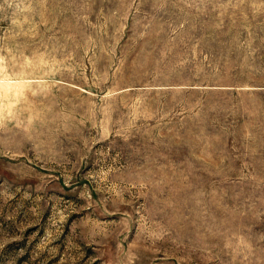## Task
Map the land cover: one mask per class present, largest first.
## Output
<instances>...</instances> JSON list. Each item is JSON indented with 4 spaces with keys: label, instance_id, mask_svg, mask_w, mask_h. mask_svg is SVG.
Instances as JSON below:
<instances>
[{
    "label": "rangeland",
    "instance_id": "1",
    "mask_svg": "<svg viewBox=\"0 0 264 264\" xmlns=\"http://www.w3.org/2000/svg\"><path fill=\"white\" fill-rule=\"evenodd\" d=\"M0 264H264V0H0Z\"/></svg>",
    "mask_w": 264,
    "mask_h": 264
}]
</instances>
